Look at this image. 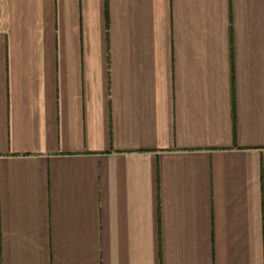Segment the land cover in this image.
<instances>
[{"label":"crops","instance_id":"1","mask_svg":"<svg viewBox=\"0 0 264 264\" xmlns=\"http://www.w3.org/2000/svg\"><path fill=\"white\" fill-rule=\"evenodd\" d=\"M0 0V264H264V0Z\"/></svg>","mask_w":264,"mask_h":264},{"label":"trees","instance_id":"2","mask_svg":"<svg viewBox=\"0 0 264 264\" xmlns=\"http://www.w3.org/2000/svg\"><path fill=\"white\" fill-rule=\"evenodd\" d=\"M107 13H108V6H107V0H105L106 29H107Z\"/></svg>","mask_w":264,"mask_h":264}]
</instances>
